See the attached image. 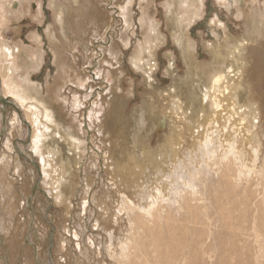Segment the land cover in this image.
<instances>
[{"label":"rangeland","instance_id":"obj_1","mask_svg":"<svg viewBox=\"0 0 264 264\" xmlns=\"http://www.w3.org/2000/svg\"><path fill=\"white\" fill-rule=\"evenodd\" d=\"M33 3L0 0V94L30 125L27 139L7 110L1 132L0 112V264H36L34 253L45 264H264V30L253 27L264 0H43L45 15ZM244 42L260 51L243 56ZM214 73L239 105L226 108L237 149L223 154L214 118L192 140L177 121L185 143L174 164L149 159L118 178L112 159L135 144L155 150L180 107L200 116ZM15 145L35 157L50 199L32 193L35 169Z\"/></svg>","mask_w":264,"mask_h":264},{"label":"bare ground","instance_id":"obj_2","mask_svg":"<svg viewBox=\"0 0 264 264\" xmlns=\"http://www.w3.org/2000/svg\"><path fill=\"white\" fill-rule=\"evenodd\" d=\"M188 1V4L192 5V3H195L196 0H187ZM1 5V4H0ZM188 7V6H187ZM193 7V6H192ZM191 8V6H190ZM194 9V7H193ZM183 12V11H182ZM185 12V11H184ZM192 13L194 15H196L197 11H194L192 10ZM186 17L182 19V22L178 23L176 22V24L178 25V32L182 31L183 33L185 32L184 31V27L186 25V21L187 20H190L192 19L193 17L191 16V13H186ZM177 18V16H176ZM261 19H264L263 15L261 14L260 16ZM4 20V18H3ZM3 20L0 19V25L3 24ZM258 21V17H257V14L255 15V17H253V27H255V30L257 31V25H262V20H259V23L257 22ZM264 21V20H263ZM253 31V30H251ZM177 32V33H178ZM254 32V31H253ZM155 35V32L154 34ZM6 43V42H5ZM7 44V43H6ZM8 46V45H7ZM9 49V48H7ZM18 51V50H17ZM235 52V53H240V49L238 46H234V48L232 49L231 52ZM9 56V55H8ZM17 66V65H16ZM213 73V72H212ZM208 74V72H207ZM211 74V72H210ZM209 76V75H208ZM21 77H24V76H21ZM24 81H26L27 79L24 77L23 78ZM227 82L226 81V78L223 76V75H218L216 73L210 75L207 79V94L205 96H203L204 98V101L207 99H209V103H206L207 107L206 108H203L202 109V113L200 114V116L196 119H189V113L188 111L186 110H183L181 107L179 108V111L175 112V119H172V126L170 127L171 128V131L169 133V135H167L165 137V141H163L164 143L160 144V145H157L156 149L155 150H152L150 148H147L146 145H144V147H142V151L140 150H137L136 147H139L137 144L133 145L136 149V151L133 152V154L131 155V157H127L128 159L127 160H121L119 158H116L114 157V159H112V163L114 165V167L117 169V172H116V176L118 178H121L122 177V174L121 173H124L125 175L130 173L132 170L134 169H140V170H144V166L145 165H148V160L149 159H153L155 161V164L154 165H151V166H163L164 164H174L176 159H177V156L179 154V150L181 149L182 145L185 143V135L183 133H185V131L182 132V129L181 127L176 124V122L178 121H183L184 124H186V128H187V132L189 133L190 135V139H194L195 138V132L196 130H201L202 128H204V123H206L209 119H213L214 118V125H218L219 127H223V132L221 135V146L223 148H228L227 150H224L223 154L227 157L229 155V153H231L233 150H231L233 148V146L235 147V149H237L238 145L241 143V140L240 139H237V135H238V131L236 130V128L233 126V120L228 117V115L226 114V108L229 110V112L231 113V115H233V110L235 111H238V103L235 101L234 97L231 96V92L229 91V89L227 90L228 86L227 84L225 83ZM221 87L224 88V91H228L229 93V96H227L226 94H222L221 93ZM16 94V93H14ZM12 95L13 97H16L15 95ZM19 94V93H17ZM16 94V95H17ZM11 96V97H12ZM18 96V95H17ZM20 96V94H19ZM18 96V97H19ZM20 98V97H19ZM222 98H226L227 102L224 104L225 106H223V102H222ZM12 99V98H11ZM14 102V100H13ZM15 103V102H14ZM230 103V104H229ZM16 104V103H15ZM205 105V106H206ZM17 106V105H16ZM256 114V112H255ZM172 115V114H171ZM241 115L245 118L247 116H252L254 115V112L253 110H250V109H244L243 111H241ZM209 124V123H208ZM182 126V125H181ZM207 126V125H206ZM205 126V127H206ZM254 129L256 130V126H254ZM27 135V134H26ZM233 138V139H232ZM236 138V139H235ZM232 139V141H231ZM132 146V147H133ZM141 146V145H140ZM189 148V146H188ZM190 149V148H189ZM191 150V149H190ZM182 151V150H181ZM188 151V150H187ZM187 153V152H186ZM126 157V156H125ZM179 160V159H178ZM130 161V162H129ZM180 161V160H179ZM188 162V161H187ZM190 173V172H189ZM188 173V174H189ZM101 177V175L99 176ZM98 177V178H99ZM42 178V177H41ZM100 179V178H99ZM142 180L144 182V176L142 175ZM41 182V180H40ZM127 183H129L126 179L125 181H123V184H122V190H119L118 191L120 193H123L124 191L125 192H128L130 190V186L129 185H126ZM130 184V183H129ZM37 186L40 187V183H37ZM35 187L36 191L38 193H40L41 195H44L45 197H47V199H50L49 196L46 194L45 191L44 194L38 189V187ZM119 186V184H118ZM33 187V188H34ZM120 187V186H119ZM140 189L141 187L138 185V186H135V196H134V202H140L142 200V192H140ZM124 190V191H123ZM163 190H166V189H163ZM35 193V192H34ZM33 193V194H34ZM165 192L161 193V194H164ZM36 194V193H35ZM116 194V193H115ZM119 195V194H118ZM117 196V194H116ZM166 197V196H165ZM32 198V197H31ZM30 198V195H29V198H28V203H29V206L31 208V212L33 213V205H35V201L34 199L35 198ZM154 196H151V199H150V205H149V208L152 210L153 209V205H152V200H153ZM176 199V197H175ZM103 201V200H102ZM162 201V200H161ZM165 201V200H164ZM160 203V202H159ZM164 203V202H163ZM170 203V202H169ZM168 203V204H169ZM104 204H105V201H104ZM173 204V203H172ZM141 204H138V206L140 207ZM143 205V204H142ZM162 205V204H161ZM177 205V204H176ZM122 206V204H121ZM144 206V205H143ZM158 207V206H157ZM148 208V207H147ZM100 209V208H99ZM125 209V212L127 211L126 207L124 208ZM100 211V210H99ZM113 211V210H112ZM98 212V210H97ZM110 212V214H109ZM107 211L108 213V216L111 215V211ZM163 212V211H162ZM144 214V212H143ZM150 214V213H149ZM32 215V214H31ZM99 215V214H98ZM161 215V214H160ZM174 215V214H173ZM176 215V214H175ZM118 218V214L116 215ZM121 216V215H120ZM151 217H158V214H157V211L156 209H153L151 211V214H150ZM117 218V219H118ZM45 219H47V217L45 216ZM111 219V218H110ZM114 220V219H113ZM7 221V219H6ZM112 222V221H110ZM103 223V222H102ZM123 223V222H122ZM112 224V223H111ZM125 225V224H124ZM139 228L143 229L144 230V222H142V224H136ZM135 225V226H136ZM122 227V226H121ZM123 228V227H122ZM164 229V228H163ZM134 231H136L134 229ZM94 233V232H93ZM141 233V232H140ZM139 233V234H140ZM145 233V232H144ZM168 234V233H167ZM145 235V234H144ZM165 235V234H164ZM171 236V235H170ZM173 237V236H171ZM238 238V237H237ZM106 239V238H105ZM174 239V237H173ZM182 239V238H181ZM129 242V240H128ZM158 243V242H157ZM121 244H127V242H123ZM153 244V242H152ZM166 244V243H165ZM174 244V242H173ZM137 245V244H136ZM34 247V246H33ZM120 247V246H118ZM179 247V246H178ZM100 249V248H99ZM120 249H123L122 247ZM133 249V248H131ZM140 249V248H139ZM107 250V248L105 249ZM117 250V249H116ZM134 250V249H133ZM36 251V250H35ZM167 251V250H166ZM176 251V249H175ZM101 252V251H100ZM118 252V251H116ZM137 252V251H136ZM140 252V251H139ZM103 253V252H102ZM120 252H118V255ZM129 254V253H128ZM106 255V254H105ZM132 255V253H131ZM134 255V253H133ZM130 256V254L128 255ZM35 256V253H34V258H35V263L36 264H45L39 257ZM39 258V259H38ZM131 258V257H130ZM131 263V262H130Z\"/></svg>","mask_w":264,"mask_h":264},{"label":"water","instance_id":"obj_3","mask_svg":"<svg viewBox=\"0 0 264 264\" xmlns=\"http://www.w3.org/2000/svg\"><path fill=\"white\" fill-rule=\"evenodd\" d=\"M7 110L8 111H15L17 113V117L18 119L26 125L27 129H28V135H27V139L29 138V133H30V125L29 123L22 117V114H21V110L19 109L18 106H16V104L12 101V99L10 98V96L8 97H5L3 96L2 94H0V112H1V115H2V124H3V127H2V130L1 132L4 131L5 129V126H6V113H7ZM0 136H2V133L0 134ZM26 142H24V145H25ZM15 148V151L18 155V157L20 159H24L26 162H28L29 164H31L33 166V168L35 169V172H36V175H35V179H34V185L33 186H37V183H40V180H41V172H40V168H39V165L35 159V157L31 156V157H27L26 156V149L24 147V151H21L18 149V147L15 145L14 146ZM29 152V151H28ZM35 187H31V191L33 193L35 189ZM38 187V186H37ZM38 189L44 194V192L42 191V189L40 187H38ZM52 235L49 234V236L46 234V241H48V239L50 240V242L52 241ZM49 245H51V243H49Z\"/></svg>","mask_w":264,"mask_h":264},{"label":"flooded vegetation","instance_id":"obj_4","mask_svg":"<svg viewBox=\"0 0 264 264\" xmlns=\"http://www.w3.org/2000/svg\"><path fill=\"white\" fill-rule=\"evenodd\" d=\"M260 1V0H259ZM32 8H33V10L34 11H36V9H40L41 10V12L43 13V15H45L47 12H46V9H45V6H44V4H43V0H39V6H38V3L36 4V3H33L32 4ZM40 10H39V12H40ZM57 13H61V10L60 9H58L57 10ZM3 15L0 17V19H2L3 20ZM259 20H262V25H258V27L263 31L264 30V19H261L260 17H258V23H259ZM3 22H4V20H3ZM23 22H26V19H23ZM262 35H263V33H262ZM34 36V35H33ZM38 34L37 35H35V37L33 38L36 42L37 41H39V38H38ZM258 38H262V37H258ZM257 38V39H258ZM257 41V40H256ZM253 43H255V42H253ZM252 43V44H253ZM37 44V43H36ZM244 44V46H245V48L244 49H242L241 51H243V56H244V51H246V53L247 54H252L251 52H252V49L251 48H253L255 51H260L259 50V48L258 47H255V45H253V46H251V47H249L250 45H251V42H244L243 43ZM262 47L263 48H261L262 49V51H264V42H262ZM263 55V56H262ZM261 56H262V58H264V53H262L261 54ZM241 59H242V61L244 60V58H242L241 57ZM248 60H250L249 59V56H248ZM250 62V61H249ZM263 63H264V61H263ZM257 67V66H256ZM257 69H258V67H257ZM256 72H257V70H256ZM71 76L69 75L67 78L69 79ZM34 187V186H33ZM33 192H36V193H38L36 190H34ZM38 194H40V193H38Z\"/></svg>","mask_w":264,"mask_h":264}]
</instances>
